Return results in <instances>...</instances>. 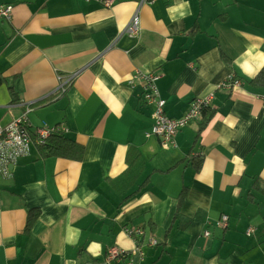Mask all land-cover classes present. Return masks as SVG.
I'll use <instances>...</instances> for the list:
<instances>
[{"label": "crops", "instance_id": "obj_1", "mask_svg": "<svg viewBox=\"0 0 264 264\" xmlns=\"http://www.w3.org/2000/svg\"><path fill=\"white\" fill-rule=\"evenodd\" d=\"M104 2L0 0V124L27 114L34 135L0 175V264H264V0ZM151 73L170 118L214 94L173 142L153 134ZM57 138L79 146L50 154Z\"/></svg>", "mask_w": 264, "mask_h": 264}, {"label": "built area", "instance_id": "obj_2", "mask_svg": "<svg viewBox=\"0 0 264 264\" xmlns=\"http://www.w3.org/2000/svg\"><path fill=\"white\" fill-rule=\"evenodd\" d=\"M107 6L114 3V0H107L104 2ZM12 14L11 7L0 5V20L10 19ZM141 32V23L139 12H136L131 22L126 27V33L132 37H138ZM144 79L146 82L145 88V100L149 105H153L156 109L153 111V119L155 124L153 127V134L163 139L164 142H173L176 134L188 126L191 122L200 120L203 117L204 111L211 107L214 99V94H210L204 98H198L192 102L189 111L185 117L181 119H173L167 116L165 112L166 102L160 96L157 90L156 82L159 80L158 74H142L137 76ZM135 77V78H137ZM241 81L237 80L234 75H231L224 83L221 84L220 89H233L234 87L240 86ZM27 114L22 115L6 126L0 124V173L9 175L10 169L18 164L19 160L26 157L31 150L32 138L28 133V118ZM28 123V125H27ZM54 130L43 127L39 130L38 138L41 144H44L47 138L55 134ZM59 133V132H58ZM228 221L227 216H223L222 221L219 225H226ZM253 230H250L248 235H251ZM127 233L131 237L135 235L142 236L141 230H127ZM206 235H209L206 233ZM157 242H154L156 244ZM135 255L142 256L143 253L137 249L134 251H125L119 249H111L107 257V264L112 261H118L121 259L132 258ZM131 264V263H129Z\"/></svg>", "mask_w": 264, "mask_h": 264}, {"label": "trees", "instance_id": "obj_3", "mask_svg": "<svg viewBox=\"0 0 264 264\" xmlns=\"http://www.w3.org/2000/svg\"><path fill=\"white\" fill-rule=\"evenodd\" d=\"M253 83L257 86V85H262L264 86V68L263 70L260 72V74L258 75V77L256 79L253 80ZM145 89V88H144ZM144 94H146V92L144 91ZM187 127V126H186ZM185 127V128H186ZM184 129V128H183ZM181 131V130H180ZM179 131V132H180ZM178 132V133H179ZM28 133H29V136L33 139L34 141V135L31 131H29V126H28ZM158 137V136H157ZM160 138V137H159ZM59 140H61V142L58 144V145H55L50 154H53V155H63V156H71L73 154V149H74V146L77 145L79 146L77 143H73L72 141H67L63 138H57ZM35 140L37 141V136L35 135ZM44 144H47V140L45 141ZM43 147H49L47 148L48 150L50 149L51 147V144L48 143L47 145L43 146ZM17 165V164H16ZM15 165V166H16ZM14 168V167H13ZM12 173V171H11Z\"/></svg>", "mask_w": 264, "mask_h": 264}, {"label": "rangeland", "instance_id": "obj_4", "mask_svg": "<svg viewBox=\"0 0 264 264\" xmlns=\"http://www.w3.org/2000/svg\"><path fill=\"white\" fill-rule=\"evenodd\" d=\"M107 0H105V2H106ZM154 109H156L155 107H154ZM209 109V108H208ZM0 175H2V176H4L3 174H0Z\"/></svg>", "mask_w": 264, "mask_h": 264}]
</instances>
